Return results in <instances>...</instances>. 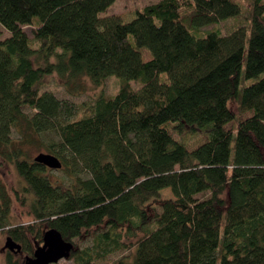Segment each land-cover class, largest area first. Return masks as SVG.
<instances>
[{
  "label": "trees",
  "instance_id": "16d2710c",
  "mask_svg": "<svg viewBox=\"0 0 264 264\" xmlns=\"http://www.w3.org/2000/svg\"><path fill=\"white\" fill-rule=\"evenodd\" d=\"M243 1L159 0L125 21L106 14L116 0H0L11 74L0 70V156L34 219L12 225L0 179V230L34 254L31 238L57 228L80 242L72 264L122 250L120 264H264V0L252 1L248 25L198 34L241 15ZM82 26L95 58L75 59L88 52ZM53 74L72 94L111 76L119 90L78 108L45 89ZM232 103L252 115L229 129ZM199 131L208 140L190 149L184 135ZM42 144L62 160V181L31 158ZM167 188L174 197L161 199ZM7 264L22 262L9 250Z\"/></svg>",
  "mask_w": 264,
  "mask_h": 264
},
{
  "label": "rangeland",
  "instance_id": "374dc122",
  "mask_svg": "<svg viewBox=\"0 0 264 264\" xmlns=\"http://www.w3.org/2000/svg\"><path fill=\"white\" fill-rule=\"evenodd\" d=\"M159 0H116V2L112 5V7L107 11L106 14H116L119 15L123 20H131L133 19L138 11L142 9L144 6L153 4ZM252 1L253 0H244L243 1V12L241 15L237 17H232L227 20H224L216 25H210L204 27L199 35H206L212 30L220 29L223 34H227L232 31L235 27L239 25H248L251 18L252 11ZM35 27L33 25L25 26V30L29 33L31 37L34 36L33 29ZM78 31L82 33L84 36L87 46L88 52L82 55H77L76 58H95L101 54V50L94 46L92 39L90 38V32L86 26L77 27ZM11 33L7 30H4L3 37L9 36ZM143 53V57L145 60H149L152 58V52L149 48L143 47L141 48ZM9 60H5L0 64V70L5 72L7 75L8 81L11 80V74L8 70ZM253 81V80H251ZM135 87H138L137 83L133 82ZM245 83V82H244ZM120 78L117 76L109 77L101 86H95L88 81V85L85 89L81 88L79 92L75 94L70 93L65 87L63 79L59 77L58 74H53L46 78V86L45 89L53 91L59 98L68 100L74 104L78 108H81L84 104H89L91 101L98 98L100 95L105 96H114L119 90ZM244 85V84H243ZM232 107L236 110L237 118L236 120L230 122L227 125V128H235L239 120L246 119L247 117L252 115V111L241 110L239 104L232 103ZM185 140L188 143V147L190 149H194L200 144L204 143L208 140V133L205 131H199L197 133L191 134L186 133ZM43 138L46 142H50L52 140H56L57 137L54 135L44 134ZM30 156L34 159L41 152H50L45 147V144L42 145H32L29 147ZM54 182L62 181L65 177V172H63V168L61 169H52L47 173ZM0 179L6 183L7 187L10 190L11 196L13 198L12 212H11V223L12 225H20L27 224L33 222V216L29 213L28 208L21 205V203L16 199L15 189L22 186L24 183L22 178L14 164L6 162L0 156ZM173 193L170 188L164 189L162 191L161 199L173 198ZM151 205L157 209H160L159 202L153 201ZM48 227H44L42 233L44 235L45 231ZM9 237V234L5 230H0V264H7V254L9 249L6 247V241ZM34 249L38 246L43 245L44 241H39V239L31 238ZM136 241L135 238H127L125 242L131 243ZM74 242H79L78 240H74ZM80 244V242H79ZM83 246L87 245L88 242L82 243ZM134 249V248H133ZM130 254L128 250L122 251H114L109 256L105 258L103 264H120V260ZM17 257L21 260L22 264H25L28 257L33 256L32 253L22 250L21 252L16 253ZM73 260L70 257L63 258L56 263L52 264H72Z\"/></svg>",
  "mask_w": 264,
  "mask_h": 264
},
{
  "label": "water",
  "instance_id": "95a60500",
  "mask_svg": "<svg viewBox=\"0 0 264 264\" xmlns=\"http://www.w3.org/2000/svg\"><path fill=\"white\" fill-rule=\"evenodd\" d=\"M35 161L46 165L52 169H61L62 160L55 154L41 152L35 157ZM44 243L38 246L33 256L28 257L25 264H52L71 255L74 248V242L66 240L63 234L57 228H48L43 235ZM6 247L15 253L21 252L23 246L14 240L11 236L6 241Z\"/></svg>",
  "mask_w": 264,
  "mask_h": 264
}]
</instances>
